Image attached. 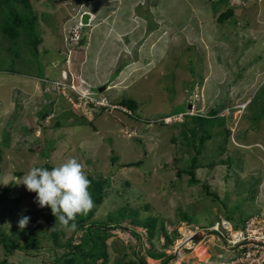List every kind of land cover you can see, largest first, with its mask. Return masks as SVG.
I'll return each instance as SVG.
<instances>
[{"label": "rangeland", "instance_id": "1", "mask_svg": "<svg viewBox=\"0 0 264 264\" xmlns=\"http://www.w3.org/2000/svg\"><path fill=\"white\" fill-rule=\"evenodd\" d=\"M31 4L35 49L22 33L12 43L0 34V230L39 211L33 193L13 177L76 158L87 176L108 183L107 196L83 228L59 230L61 244L82 243L88 226L97 224L103 229H90L99 238L97 264H256L252 241L232 240L244 236L250 219V229L264 230V117L253 119L256 106H264V0ZM227 9L233 15L218 24L215 18ZM83 13L92 21L78 47L68 43L67 31ZM74 73L106 80L90 86L82 78L76 85ZM58 82L83 86L82 92L89 85L94 101L121 106L131 99L137 109L132 116L95 112L85 121L80 115L94 102L73 109L76 97L66 90L64 99ZM213 107L225 125L213 127L196 154L181 115H205ZM192 158L197 183L185 172ZM221 219L231 222L234 235L211 232ZM146 220L150 230L138 225ZM90 249H77L78 257ZM69 251L44 242L35 251L6 255L0 243V264H62Z\"/></svg>", "mask_w": 264, "mask_h": 264}, {"label": "trees", "instance_id": "2", "mask_svg": "<svg viewBox=\"0 0 264 264\" xmlns=\"http://www.w3.org/2000/svg\"><path fill=\"white\" fill-rule=\"evenodd\" d=\"M226 1V0H224ZM32 4L31 0H0V14L3 15V19L0 26V34H2L4 37L9 39V41L12 43L14 41H17L19 39V36L24 34V36L28 37L29 44L35 49L36 46L39 44V41L35 39L34 34V27H33V20L34 16L32 13ZM21 12V13H20ZM233 15V11L231 9H227L219 14V16L216 19V22L218 24L225 23L226 21L231 18ZM7 16V17H6ZM14 71V70H10ZM6 71V72H10ZM122 104L127 106L130 110L136 111L137 109V103L134 102L131 99L122 101ZM254 105L250 103L249 107H253ZM218 108V107H217ZM258 108L256 115L253 117L254 120H259L261 117H264V106L259 105L256 106V109ZM211 114V116H210ZM217 110L216 107H213L211 110L207 111V114L205 115H196V116H188V115H182L184 118L183 128L186 129V131H189V135L184 133L186 142H191L192 151L196 154H200L203 148V144L205 141H208L213 137V133L209 132L210 130L214 128H219V130H222L224 127V121L225 118L217 117ZM61 116V115H60ZM206 126H209L210 129L206 130ZM214 127V128H213ZM226 135L230 134V130L227 128L224 130ZM185 132V131H184ZM219 133V132H217ZM7 137V135H6ZM184 139V140H185ZM6 141L7 138H4ZM222 151V150H221ZM195 159V158H194ZM193 158L191 159L192 165L188 170L185 172L189 174L190 177V183H197L194 180V172L193 167L195 160ZM232 160L230 159L228 165ZM44 168H47L48 170H51L52 167L45 165ZM184 171H180L179 174ZM88 179L91 182L89 192L91 193V197L94 202V207L87 215H80L77 216L76 222H77V229L83 228V225L87 222H89L94 215L95 207L102 204L103 199L107 196L105 195V189L107 188V182L105 180H94L92 177L87 176ZM204 188L207 189V186L204 185ZM208 193V192H207ZM214 195V194H210ZM36 194L33 193V198L35 200ZM215 197V196H213ZM24 217V216H23ZM22 218V217H21ZM246 218L240 219L239 224L241 228H244V222L246 221ZM41 219L44 223V225H41ZM56 223L55 217L51 214V209L49 207L39 208V211L34 212L33 215L29 219V223L21 230L18 227V223L15 225H12L10 228H8L7 232H3L0 230V243L1 247L6 255H12L13 252L19 251V252H27V251H35L39 248H41L42 244L44 242H47L48 245L53 247V249H59L62 247H70L71 252H68V256L64 257L65 260L62 264H97V259L99 255L95 254L93 252V245L97 244L99 238L97 235L92 236L91 235V228H97V229H103L102 226L97 224H90L87 228L86 234L84 236V241L78 245H71L70 242L63 245L58 241V235H59V226L56 225L55 228L54 225ZM138 225H142L144 227H148L149 220H146L144 223H139ZM150 230V227L147 228ZM150 232V231H149ZM85 246H90V250H86L82 256L78 257L77 249H81ZM61 257L55 258V261L58 262Z\"/></svg>", "mask_w": 264, "mask_h": 264}, {"label": "clouds", "instance_id": "3", "mask_svg": "<svg viewBox=\"0 0 264 264\" xmlns=\"http://www.w3.org/2000/svg\"><path fill=\"white\" fill-rule=\"evenodd\" d=\"M81 39H83L82 36L80 40ZM73 81L76 85H78L83 80L80 76H75ZM55 83L56 82H54L53 85H55ZM87 86V89H89L90 86ZM82 88L83 86H78L77 90L80 91ZM98 89L100 94L106 89V87ZM70 93L73 92L70 91ZM64 99L66 98L64 97ZM105 102L107 101L105 100ZM109 105L118 106L119 104ZM121 106L125 105L121 103ZM105 110L110 113L111 110L114 109L100 108V111L96 113V115H100ZM86 114L83 113L80 116H83L85 121L92 122L94 119V113L92 116ZM168 117L170 116L164 117V123H166L165 120ZM13 181L16 185L23 184L27 191L36 194L35 203H37L39 208L49 207L51 209V214L56 219V223L53 228H55L58 224L61 230L66 232L75 231L77 229V216L87 215L94 207V202L91 197V193L89 192L91 182L85 172L84 164L78 162L76 158H70L63 164L53 167L51 170L43 167H31L22 177H13ZM29 219L30 218L27 216L22 217L18 222V227L21 230L26 228L29 223ZM221 221L227 222L232 228L231 222L227 219L218 220L215 224H213V226L215 227L216 224H220ZM214 227L211 232H216L218 229H221L225 233H229V236L232 235V233L224 230L221 226H217V230H215Z\"/></svg>", "mask_w": 264, "mask_h": 264}, {"label": "built area", "instance_id": "4", "mask_svg": "<svg viewBox=\"0 0 264 264\" xmlns=\"http://www.w3.org/2000/svg\"><path fill=\"white\" fill-rule=\"evenodd\" d=\"M83 26L81 25L80 21L77 22V26L71 29V31H67V35H68V43H79L80 38H81V30H82ZM70 52V50L68 51V53ZM56 85V83H55ZM58 88L60 89V93L61 95H63L66 99H68V97L65 95V91L69 90L71 92L74 93L77 102L73 103L72 101L71 106L73 107V109H79L81 107H85L88 103H93L95 105H93V108H90L88 111H86L87 108L84 109L83 113L86 115H91L93 113H98L100 111V108H109V109H118L120 111H122L123 113L127 114L128 116H132L131 111L125 107V106H112L109 105L107 102H105V100L103 98H100L99 100H95L94 98H92L90 95L92 93L89 92V89H87L86 92H82L76 89V86L74 85V83H70V84H65V83H60L58 82ZM167 121V119L165 120ZM255 224V222H254ZM253 224L252 219L249 220V222H246L245 224V234L243 236L242 233H239V235L234 236V240H232L233 242H236L240 245H245V242L242 241H247L250 242L252 241L251 245H253V247H255V254H258V257L256 259H254L253 262H255L256 264H264V230H262V228H254V229H250V227ZM217 226H221L224 230L231 232L232 228L230 225H228L227 222L221 221L220 224H216L214 229L217 230ZM258 233V237L254 238L258 241H253L250 240L251 238V234L252 233ZM234 235V234H232ZM242 242V243H239ZM256 242V244L254 243Z\"/></svg>", "mask_w": 264, "mask_h": 264}, {"label": "water", "instance_id": "5", "mask_svg": "<svg viewBox=\"0 0 264 264\" xmlns=\"http://www.w3.org/2000/svg\"><path fill=\"white\" fill-rule=\"evenodd\" d=\"M92 19L89 13H83L80 17V23L82 26H88L89 21ZM85 43V39L79 41L78 47L82 46ZM190 108V107H189Z\"/></svg>", "mask_w": 264, "mask_h": 264}, {"label": "crops", "instance_id": "6", "mask_svg": "<svg viewBox=\"0 0 264 264\" xmlns=\"http://www.w3.org/2000/svg\"><path fill=\"white\" fill-rule=\"evenodd\" d=\"M92 21V20H91ZM58 63V62H57ZM55 62H54V66H55ZM93 72V71H92ZM108 74L110 73V72H107ZM74 75L76 76V77H78V76H80L81 78H84V81H86V83H88L90 86H91V84L93 83V84H95V85H98V86H100V84L102 85V84H104V82H105V80L106 79H104V78H102L101 80H99L100 82H95V81H93V80H91V79H89V78H86V76H83V75H81L80 73H74ZM103 82V83H102ZM98 86H96V87H98Z\"/></svg>", "mask_w": 264, "mask_h": 264}]
</instances>
